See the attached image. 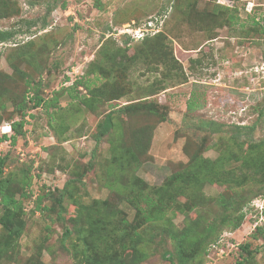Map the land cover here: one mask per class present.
Masks as SVG:
<instances>
[{
    "label": "rangeland",
    "instance_id": "rangeland-1",
    "mask_svg": "<svg viewBox=\"0 0 264 264\" xmlns=\"http://www.w3.org/2000/svg\"><path fill=\"white\" fill-rule=\"evenodd\" d=\"M226 1L0 0V32L12 34L0 42V184L24 224L8 245L0 225V264H85L88 223L134 243L129 264H236L247 244L264 264V0H251L255 14ZM144 184L164 201L155 222L129 201ZM64 190L62 221L53 197ZM195 222L190 244L172 238Z\"/></svg>",
    "mask_w": 264,
    "mask_h": 264
},
{
    "label": "trees",
    "instance_id": "trees-1",
    "mask_svg": "<svg viewBox=\"0 0 264 264\" xmlns=\"http://www.w3.org/2000/svg\"><path fill=\"white\" fill-rule=\"evenodd\" d=\"M253 13L255 14L256 10ZM10 38H12L11 33L0 32V42L7 41ZM79 83L87 91L91 90L90 85L88 83L86 82L85 83L79 82ZM30 101L33 102V108H38L42 104L43 99L39 95H36L34 98L30 99ZM25 102H26V99L24 98L22 102L18 105V108L20 110L24 108L23 105L25 104ZM133 108L135 110L141 109L138 104L135 106L128 105L124 109L131 110ZM194 110H195V100H194V96H191V98L189 99L187 103V111L193 112ZM149 113L155 114V115L159 114L158 111L154 108H150ZM162 120L165 121L164 117H162ZM25 124L26 122L24 119H21V121H18V122H13L11 124V129L14 131V134H15L10 138L11 144L13 145L16 144L17 136H23L25 134L23 131V127ZM112 125H113L112 113H109L105 117L104 121L100 124L101 135H106V133L112 127ZM3 139H7V136H4ZM1 140L2 139H0V142ZM4 165H5V158H0V177L2 176ZM175 179H176L175 176H172L171 179H169V184H172V182ZM9 185H10V182L8 180L2 181V183L0 184V194H1L0 205L4 204L5 206V212L0 216V225L3 226L7 234L6 242H5L6 245H8L11 241H14L20 238L24 231V224L23 222L17 220V216H16L17 213L15 211V208H18L19 202H17L14 199V196L9 195V193L7 192ZM143 186H144L143 189L138 194L133 195V197H131V199L129 200L132 206L134 207V209H136V212H137L136 216H138L139 218L142 217L143 222H155L159 220L160 218L167 216V212L162 211L163 206H164V201L160 198V195L158 194L159 191H155L154 194L149 195V193H146L145 191L146 184H144ZM65 190L62 191L58 197H55V198L53 197V199L55 200V202L57 203L59 207L58 218L59 220H62V221H64L62 214L64 213L63 202H64V198L66 194ZM141 195H144V197H141ZM41 202H42V198L39 199V203H40L39 206L41 205ZM221 203L226 208L230 206L229 202L222 201ZM9 204H13L14 208L11 209L8 206ZM156 208L160 209V215L158 211L156 210ZM54 210L55 208L53 206L49 209V211H54ZM263 210H261L262 211L261 214L264 213ZM243 219H244L243 217H240V221H242ZM123 224H126V221H123ZM197 226H198V223L195 222L193 225H189L186 229L182 230L181 232L176 231L175 232L176 236H172V238L174 239L178 238L181 242L186 241L190 244V242L192 241L191 234L196 229ZM91 227L92 225L88 223V226L86 227L83 226L79 231L80 239L83 240L85 244L87 243L86 246L91 248L95 252V254H93L92 256L86 257L85 264H104V261L108 259V257L113 259V261L116 262L117 264L118 263L129 264L131 263V260L125 261L123 257V254L125 252H128L129 249H132L134 252L132 260H136L138 258L137 257L139 254L138 249L134 243H130L129 241H122L120 239L113 240L112 243H109L108 241L104 239L105 235L101 233L100 229L91 228ZM173 231L174 230H171V232ZM72 234H73V230H71L68 227L64 228V233L62 237L63 246H65L66 241L72 236ZM129 239L131 240L132 237H130ZM192 243L196 244V242L194 241ZM102 246L107 248V253L112 250L110 253L111 255H109L105 259H103L98 254H96L98 250L101 251L100 247L102 248ZM241 248H242L241 252L246 253V255L244 256L241 253L239 260L236 261V264H251L250 261L254 258L253 257L254 251H250V246L248 244L242 245ZM116 252L120 254V260H117L116 258L112 257L113 253H116ZM107 253H104V256H106ZM165 254L168 256L169 260H173L171 254L168 253V251H166Z\"/></svg>",
    "mask_w": 264,
    "mask_h": 264
},
{
    "label": "built area",
    "instance_id": "built-area-1",
    "mask_svg": "<svg viewBox=\"0 0 264 264\" xmlns=\"http://www.w3.org/2000/svg\"><path fill=\"white\" fill-rule=\"evenodd\" d=\"M247 5L245 6V9L246 11L249 13V14H253V12L255 11V6H256V3H254L253 1H247L246 3ZM226 6H229V7H233V3H232V0H227L226 1ZM0 44H3V43H0ZM262 71H264V62L261 64V66H258L256 67V72L257 74L261 73ZM264 78V77H262ZM11 131V126L9 127V132Z\"/></svg>",
    "mask_w": 264,
    "mask_h": 264
}]
</instances>
